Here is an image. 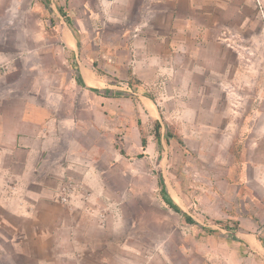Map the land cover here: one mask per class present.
<instances>
[{"label": "rangeland", "instance_id": "rangeland-1", "mask_svg": "<svg viewBox=\"0 0 264 264\" xmlns=\"http://www.w3.org/2000/svg\"><path fill=\"white\" fill-rule=\"evenodd\" d=\"M258 238L264 0H0V264H264Z\"/></svg>", "mask_w": 264, "mask_h": 264}, {"label": "trees", "instance_id": "trees-1", "mask_svg": "<svg viewBox=\"0 0 264 264\" xmlns=\"http://www.w3.org/2000/svg\"><path fill=\"white\" fill-rule=\"evenodd\" d=\"M63 16L66 18V21L69 23V18L66 17V14L65 13H62ZM145 143H146V140L144 138L141 139V144L142 146L144 147L145 146ZM160 182V185H161V192H162V195L164 197V201L165 203L171 208L173 209L174 211L182 214L184 217H185V220L189 223H194V220L186 213H184L182 211V209L177 205V203H175V201L168 195L167 193V189L163 183V180L160 178L159 180ZM232 232H236L237 231V225H235V227L231 228L230 229ZM208 231H212V230H208ZM232 238H234L235 240L237 241H241L238 237H236L234 235V233H232ZM258 240L260 241V243L262 244L263 248H264V238H258Z\"/></svg>", "mask_w": 264, "mask_h": 264}, {"label": "crops", "instance_id": "crops-1", "mask_svg": "<svg viewBox=\"0 0 264 264\" xmlns=\"http://www.w3.org/2000/svg\"><path fill=\"white\" fill-rule=\"evenodd\" d=\"M77 169V170H80V169H83V170H85V168H83V167H66L65 169L67 170V171H69L68 169ZM64 169V170H65Z\"/></svg>", "mask_w": 264, "mask_h": 264}, {"label": "bare ground", "instance_id": "bare-ground-1", "mask_svg": "<svg viewBox=\"0 0 264 264\" xmlns=\"http://www.w3.org/2000/svg\"><path fill=\"white\" fill-rule=\"evenodd\" d=\"M88 75H89V74H88ZM88 77H89V76H88ZM87 79H89V78H87ZM92 79H93V78H92ZM91 81H92V80H91ZM94 81H95V80H94ZM94 81H93V83H94ZM93 83H92V84H93ZM151 109H152V108H151ZM152 111L154 112V109H152Z\"/></svg>", "mask_w": 264, "mask_h": 264}]
</instances>
